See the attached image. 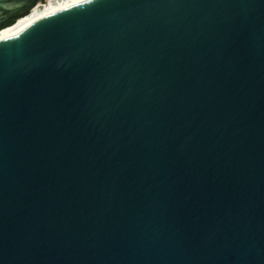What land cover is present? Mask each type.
<instances>
[{"label": "water", "instance_id": "water-1", "mask_svg": "<svg viewBox=\"0 0 264 264\" xmlns=\"http://www.w3.org/2000/svg\"><path fill=\"white\" fill-rule=\"evenodd\" d=\"M0 264H264V0H90L0 41Z\"/></svg>", "mask_w": 264, "mask_h": 264}, {"label": "bare ground", "instance_id": "bare-ground-1", "mask_svg": "<svg viewBox=\"0 0 264 264\" xmlns=\"http://www.w3.org/2000/svg\"><path fill=\"white\" fill-rule=\"evenodd\" d=\"M83 3H85V0H82V2H78V0H49L46 1L45 4L39 3L30 11V13L22 16L13 25L2 29L0 31V41L16 36L41 18L54 14L62 9Z\"/></svg>", "mask_w": 264, "mask_h": 264}, {"label": "trees", "instance_id": "trees-1", "mask_svg": "<svg viewBox=\"0 0 264 264\" xmlns=\"http://www.w3.org/2000/svg\"><path fill=\"white\" fill-rule=\"evenodd\" d=\"M22 14H17L16 16H14L13 18H11L10 20L6 21V22H3L2 24H0V29L2 27H5V26H8V25H11L12 23H14L17 18L21 17Z\"/></svg>", "mask_w": 264, "mask_h": 264}, {"label": "snow or ice", "instance_id": "snow-or-ice-1", "mask_svg": "<svg viewBox=\"0 0 264 264\" xmlns=\"http://www.w3.org/2000/svg\"><path fill=\"white\" fill-rule=\"evenodd\" d=\"M78 2H82V0H78Z\"/></svg>", "mask_w": 264, "mask_h": 264}, {"label": "clouds", "instance_id": "clouds-1", "mask_svg": "<svg viewBox=\"0 0 264 264\" xmlns=\"http://www.w3.org/2000/svg\"><path fill=\"white\" fill-rule=\"evenodd\" d=\"M85 2L87 3V2H88V0H85Z\"/></svg>", "mask_w": 264, "mask_h": 264}, {"label": "rangeland", "instance_id": "rangeland-1", "mask_svg": "<svg viewBox=\"0 0 264 264\" xmlns=\"http://www.w3.org/2000/svg\"><path fill=\"white\" fill-rule=\"evenodd\" d=\"M47 1H49V0H47Z\"/></svg>", "mask_w": 264, "mask_h": 264}]
</instances>
